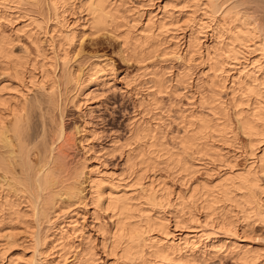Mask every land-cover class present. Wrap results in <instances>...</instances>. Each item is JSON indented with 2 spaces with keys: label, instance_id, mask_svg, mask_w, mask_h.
I'll return each mask as SVG.
<instances>
[{
  "label": "rangeland",
  "instance_id": "obj_1",
  "mask_svg": "<svg viewBox=\"0 0 264 264\" xmlns=\"http://www.w3.org/2000/svg\"><path fill=\"white\" fill-rule=\"evenodd\" d=\"M56 1L61 4H58V6L60 5L59 12H57L58 14L56 16V13H52L54 10H51L50 6H48V0H40L39 7L37 4L32 6L31 4L33 3L31 0H27L26 2L28 3L23 1L20 5H13L17 9L10 4H8L9 7L5 4L6 8L5 5H0V33L11 40L15 56L26 58L24 61H28L27 66H25L26 69H23L24 71L22 70L24 73L20 75H16L12 73V71L10 72L5 69L6 72L2 68V65H0V87L2 85H5V88L7 87L6 90L3 87L1 88L4 90L0 88V98L5 100V103H0V122L2 123L3 121V123L11 127L16 119L13 115L15 110L18 111V114H21L24 119V116L33 115L32 121L30 120L32 129L30 128L28 131V133H30L29 136L31 135V139L29 138V149L32 147L30 144L34 143V147L37 143L34 148H38V150L34 149L36 151H31V162H33L35 166H38L45 163L47 160L49 166L54 169V178L57 177L53 190L46 192L43 198L45 199L49 193L52 194L54 191L69 188L72 182L80 185V187L84 189V186H86V176L89 175L90 172L94 177L96 174L98 176L101 174V178L104 180V184H102L105 186L103 187V185H101V187H103L102 191L105 200H109L108 196L110 195L120 196L124 193H127L126 196L129 198H137L138 193L145 187L146 189L155 187L157 190H161L162 188L163 190L160 193L166 194L165 196L169 194L170 200V203H167V206H165L166 209L164 208V211L151 209L143 200L139 202L144 205L139 206L146 212H143L145 215L149 213V215L155 218L159 217V219H161L162 217V219H167V221L170 220L169 223L171 222L172 231L175 230L173 224L177 226V222L179 221L178 227L176 228V230L178 229L176 232L177 238L180 234H185L186 231H188L186 227H191L192 231H194V229L195 231L201 229L200 232L203 234L202 231H204L205 233L201 238L202 241H197L196 245L198 246V244H200L199 246H201V242L210 245L226 237V232L218 227L219 224L222 221V223L225 222L224 224H228V222L231 221L235 227L238 226V233L245 240L244 243L247 245L248 249L250 248L253 251L255 249L257 251L260 250L261 252L259 253L264 255V224L259 222L251 223V225H249V223L245 224V221L240 217L237 209L231 206L233 204L230 205V202L227 204L226 202L228 201L223 202V204L221 203L219 205V207L221 206V211H219V209L214 212L210 210V213L211 211L213 212L210 214V216L212 215L211 218L209 217L210 219L208 218L209 210L207 208V210H205V206L203 208V205H205L203 200L200 199L201 202L198 201V204L194 203L195 205H192V200H189L191 204L190 206L188 205L189 207L186 206L189 203L186 205H184L183 201V203H181V199H185V202H188L187 199H191L189 196L195 192L194 189L200 190L204 184L207 186H214L220 178L230 173L237 174L242 172L251 162V157H249V138L239 129L236 114L238 115V112L240 111L239 113H241L243 110L252 112L253 110L251 108L256 107V105H254L255 101L253 98L247 100V96L243 95L245 91L239 89L238 86L234 87L235 91H233V84H231L232 80H234L233 78L244 76L245 72H248L251 68L248 67L247 70H243V66H245L243 65V55H245V53H242L243 55L241 54V56L239 54L241 58L238 56L235 59L236 61H233V58L228 59L226 62V64H228L224 65L223 68H219V66L221 62L223 63L226 54L220 53L221 56H223H217V58H215L217 61L209 62L208 59H206L208 50L213 57H215L214 54L216 52L214 53V51H219V49L221 50L223 48V43H221L222 40L216 37H219V35H217V33L214 34L216 31L213 32L212 30L217 27L215 22L211 23L209 21L210 19H207V17H204V19L202 17L205 24H211L213 28H210V30L206 28L200 31V27L195 25L196 23L193 21L194 18H197V20L201 18V11L194 14L195 17L192 15L199 8L198 5L200 4V8H203L204 4L202 7V3H206L208 0H200V2L199 0H177L176 2L174 0H113V2H117L118 6L122 3V5H124L127 2L126 6L124 5L120 8L121 15L123 14V20H119L121 23H125V17L130 27H132V25L134 26V24L135 26L137 25L135 28L136 34L140 33V30H143V27L148 23V19L151 18L150 16L154 17L157 15L158 17H154L153 21L160 23L158 20L162 15V10H160L162 9L161 7L169 3L170 6L172 2L173 5H175L168 6V11L170 13L166 15V20L164 19L165 22H162H167L166 24H168L165 29L161 30V28H159L160 25H157L158 23L153 28L152 34L159 35L160 38L153 35L156 40V47L149 50L151 56L148 55L145 59L130 56L131 54L125 57L121 50V39H117L114 34L108 32L97 33L95 29L91 27L92 25L89 24V17L83 11L84 8L81 7V3H74L71 6V3L68 1ZM217 1L220 3V1L222 2L224 0ZM226 1L227 4H225V6L227 10L237 13L242 21L250 19L251 28L256 27V30H258L257 32L264 38V0H251V3L250 0ZM233 5L234 7L236 6V8H234ZM10 6L14 8V11L11 10ZM229 7L233 8L231 9ZM11 12H15V14H17V16L20 15L21 18L18 20L15 19L14 17L17 16H13ZM8 15L11 16L8 17ZM216 16L219 17V15ZM186 17H190V22ZM251 21L254 22L256 26L253 25L254 23ZM207 22L209 24H207ZM247 22H249V20ZM23 25H28V27L26 28ZM63 25L66 29L62 28ZM213 25H216V27ZM20 27L21 30L19 31ZM197 27L199 28L197 29ZM124 28L128 29L127 27ZM124 28L120 29V32L127 31ZM67 30H73V32H75L76 38H74L72 45L60 37L61 32L67 33L69 32ZM193 30L194 32L198 31L193 34L196 38L194 41L195 45L193 44L192 47L194 48L191 50L189 49V54H187L185 46L189 39V35L194 33ZM224 40L228 42L227 35L224 36ZM212 55L211 58H213ZM249 58L252 60L261 59L260 52H254ZM225 60L226 58L224 61ZM215 62L216 66H213L215 70H212L210 64H214ZM217 62L220 64L219 66H217ZM261 62L262 67L264 66V60L261 59ZM239 63L242 64L240 65ZM220 67H222V65ZM257 69L256 71L259 72H256L257 74L255 73L254 76H258L257 78H259V80L257 83L259 84V81L260 83L263 81L264 68H261L262 70L259 68ZM240 70H242L241 72L244 74H242ZM95 72H97L96 75L94 74ZM180 75H182L183 78L182 76L180 78ZM155 76H157V79L159 78L162 80L161 84L164 86H162V89L159 91L156 90L159 88H155L152 82L149 85V81H151L149 79ZM247 82L250 83L249 80H247ZM254 84L257 85L256 83ZM149 87H151V91ZM262 87H264V85ZM81 89L83 90L81 91ZM147 92H149L150 95ZM51 94L52 97H54L51 100L52 102L49 99L47 101V98H49ZM147 94L151 97L150 99H152L154 95L157 100L155 101V98H153L154 102L158 103L152 105V110L150 109L151 106L146 108L144 105L146 103H142V99L150 101ZM151 94L153 95L151 96ZM53 99H55L56 103ZM153 99L151 100L152 102L150 101L149 103H153ZM3 100L0 102H4ZM39 100L40 103L41 101L42 103L38 105ZM46 101L52 103V105H49ZM53 103L55 106H53ZM35 104L36 106L38 105L37 107H40L39 110L36 109L37 107L35 108ZM4 105L5 107H3ZM140 105L145 111H148L145 112ZM47 107L48 112L49 109L51 111L53 110L49 112V116L45 114L47 111L45 109ZM32 108H35L34 110L36 111L33 112V110H30ZM25 109L27 110L24 113L22 110ZM30 111H32L33 114L30 113ZM36 113H41V115H38H40L43 123H40V118ZM62 113L63 115H61ZM33 117L35 120H33ZM43 118L46 119V121L42 120ZM135 118L137 121L134 120ZM26 119L29 118L27 117ZM199 119L211 120L213 122V124L211 123L212 125L218 124L227 126L230 139L228 142L221 141V137L219 138V136H217L218 134H215L214 140L211 139V145H215L220 152L222 151V153H220L221 157L216 153L218 151L207 152L206 150H196L192 151V153L189 151L188 154H192L191 156L193 158L188 155V159H193V162L190 160L193 166L188 169V172L185 170L187 167L181 168L184 169L182 171L177 165V168L175 167V163L170 157L179 154L183 155L181 140L185 135L187 136L194 133L200 121ZM134 121L138 124L136 122L134 123ZM60 124H64L68 135L71 134L76 139H74L76 141H74L76 146L73 145L75 148H65L66 145L62 147V145H64L63 140L57 141L60 134ZM42 128L47 132L46 137L44 136L45 130ZM143 129L150 130L148 131L151 132V134L149 133V137H143V135L146 134L145 132L139 134V137H137L135 132H137V130L143 131ZM42 131L44 132L42 133ZM35 138H37V141H35ZM40 138L41 141L46 143V146L39 140ZM44 139L46 140L44 141ZM54 140H56V142H54ZM41 143L43 144L41 145ZM0 145L2 144L0 143ZM47 145L51 147L49 148ZM33 147L31 149H33ZM201 147L202 146H199L198 148ZM43 148L49 149L47 151L45 149L43 150ZM6 149L7 148L4 149V147L1 148L0 158L3 154L9 155V153H4L5 151L9 152L7 151L9 149ZM39 150H43L41 152L45 153V158L43 153ZM44 151H47L48 154ZM37 152H39L38 155ZM259 153L261 152L259 151ZM42 156L43 158H41ZM54 156H58L56 160ZM44 159L45 162H43ZM54 166L56 170L53 168ZM18 168L13 175L15 178L22 179L23 176L20 175L21 171H19L20 168ZM82 170L86 171H83L86 175ZM56 171H58V176ZM79 171L82 173L80 179L77 176L75 177V174L79 173ZM3 175L6 178H4ZM9 176L12 175L7 174L6 176L4 172L0 170V251L3 250V246L6 247L8 245L6 237L10 233L11 235L15 234V239L17 238L16 240H18L14 242V245H9L6 250H3L8 253L7 257H13L14 260L15 258L16 260L19 259L17 263L21 262V264H29L27 263L28 260H30L29 262L33 260L36 264H63V261L57 259V256H55L57 253L55 252H59V250L60 252H67L69 250V252L74 253L67 256L68 261L66 260L67 262H64V264H72L76 252H85L86 256L84 259L86 262L85 260H82L81 263L75 261V264H114L119 262L116 256H109L108 253L113 252L111 248L113 233L116 231L115 222L117 218L112 217L114 213L112 212V215L110 210L106 211L102 206L99 208V205L97 207L96 202H93L95 201L96 195L93 196L94 199L92 201L84 197L77 200L75 199L70 208H66V211L68 210L67 214L70 213V215H75V219L78 222L77 229L79 230L72 232V237H69L71 236L69 234L67 237L69 238L68 241L67 239L59 243L57 241V244H62L58 246L59 249L57 247L53 248L56 241H54L53 244L49 243L52 241V238L49 240L47 239L48 242L44 240V237L51 234L50 229L52 226L48 225L49 223L46 222L44 218L37 223V211L32 209L33 205L30 203V196L28 197L27 193L24 194L20 192V187H17L16 182L12 181L14 179H12V177V180L9 179ZM72 176L73 178H71ZM261 179V184L264 189V176L261 177ZM105 182L107 183L105 184ZM18 188L20 189L19 191ZM15 189L17 190L15 191ZM240 192H236L237 195L235 194L238 200L239 197L240 199L242 198V193ZM50 196L51 195H49V197ZM67 200L66 198L63 199V201L60 200L58 202L61 204H58L62 205L64 203L66 207L70 202ZM131 203L135 206L138 202L132 201ZM58 204L57 206L59 207ZM86 204L89 205L88 208L84 206ZM64 205H62V209H65ZM200 205H202V208H200ZM182 208L183 211H181ZM231 208L236 210L234 211L232 209L234 214L230 211ZM222 211L223 213L219 215L218 213ZM224 213L225 215L227 214V217L223 215ZM63 214L67 216L66 212L62 211V218L65 217ZM136 214L138 217L132 222H140L143 220L144 215L142 216L139 213ZM180 217L182 218L180 219ZM192 217L193 219L191 221ZM223 218L228 222L224 221ZM212 219L216 221L220 219L223 220H220V222L217 221L216 224ZM210 220L213 222H210ZM209 222L212 224L214 223L213 226L211 225L213 228L208 224ZM206 223L209 227L205 225ZM40 225L41 227H39ZM36 229L40 231V237L43 239L41 244L36 242ZM182 230L183 232H181ZM210 233L211 236L209 237L208 234L210 235ZM212 233H214L213 235L216 234V237L212 236ZM159 234L160 233L156 232L155 235L158 239H161L160 236L162 235ZM3 237H5V239ZM215 243L218 244V242ZM2 244H6V246ZM64 244L69 245L66 246L67 251H61V247ZM76 246H79V248ZM224 250H227V256L221 255L207 258V263L237 264L235 257L230 253L234 252L233 247ZM53 252L55 254H52ZM117 252L120 254L121 250H117ZM198 253L199 256L197 255L196 257L199 260L201 251H198ZM22 258L23 260H20ZM200 260L202 261V259ZM263 260H260L257 264H264ZM3 263L4 261H0V264Z\"/></svg>",
  "mask_w": 264,
  "mask_h": 264
},
{
  "label": "bare ground",
  "instance_id": "obj_2",
  "mask_svg": "<svg viewBox=\"0 0 264 264\" xmlns=\"http://www.w3.org/2000/svg\"><path fill=\"white\" fill-rule=\"evenodd\" d=\"M23 1L26 2L27 0H0V5H2V6H4L5 4L6 5L10 4L12 6L13 5H20V4H22ZM59 1L60 0H58V2ZM64 1H68L69 3H71V6L74 3H81V7L84 8L83 11L89 17V20H88L89 24L92 25L91 27H93V29H95V31L97 33L108 32V33L114 34L117 37V39L118 38H119V40L121 39V41H122V44H121L122 49L121 50H122L123 54L125 55V57L130 55V54H131L130 56H133V57L136 56L138 58L141 57V59H145L146 56H148V55L151 56V52H149V50L153 47H156L155 46L156 40H155L154 36L160 38L159 35L157 36V35L152 34L153 28L158 23V22L156 23L155 21H153V18L158 17L157 15H155V16L153 15L154 17L150 16L151 18L149 17L150 19H148V23L147 22H146L147 24L145 23L146 24V26H144L145 28L143 27V30H140L139 31L140 33L136 34L135 28L137 25L135 26V24H134V26L132 25V27H130L129 22L125 19V17H124L125 23H121L119 20V19L123 20L122 19L123 14L121 15V9L120 8H121V6L122 7L124 5L126 6L127 2L124 5H122L123 4L122 3L121 5L118 6L117 2H113V0H84V1H81V0H64ZM174 1L176 2L177 0H174ZM224 1H222V2L220 1V3H218L217 0L216 1L215 0H208L206 3H202V7L204 4L203 8H200L201 5L199 4L198 5L199 8L197 9V11L194 10L196 12H194V13L192 12L193 13L192 15L194 16V14L201 11V13H202L200 15L201 18L199 17L200 19L197 20V18H194L195 16L194 17L192 16V17L194 18L193 21H195V23H196L195 25H198L200 27V29H201L200 31H202L206 28H209V30H210V28H213L211 26V24L210 25L205 24V22H204L205 18L204 17H207V19H210L209 21L211 23L215 22L217 24V27H216V25H213L216 28H213L212 30H213V32L216 31V32H214V34L217 33V35H219V37L218 36H216V37H217V39L222 40L221 43H223V48L221 50L219 49V51H221V52H219L218 50L214 51V53L216 52L214 54L215 57H213L211 52L208 50L206 53V55H207L206 59H208L209 62L217 61L215 59V58H217V56L220 57L221 54H224V55L226 54L225 55L226 60L224 61V59H225L224 58L223 63L221 62L222 67H220L221 65L217 62L218 63L217 66L220 65L219 68H223L224 65L228 64V63L226 64L228 59L233 58L234 59L233 61H236L235 59L239 56V54L241 56L242 53L243 54L245 53V55L242 54L243 58H244L243 59L244 60L243 65H245V66H243V70H247L248 67H250L251 69L248 70V72L244 71L245 74L241 72L242 70H240V72L242 74H244V76H239L241 74L240 73L238 75L239 77H236V76H235L236 78L232 77L234 80H232L231 84H233L232 85L233 91H235L234 87L238 86L239 89H241L242 91H245L244 93L243 92L242 93H243V95L247 96V98H248L247 100H251V98H253L255 101L254 105H256V107L251 108L253 110L252 112H250L249 110H247V111L243 110L241 113H239L240 112L239 111L238 115L236 114L237 121L239 124V129L241 130V132L244 135H246L249 138V145H250V156L249 157H251V162L249 163L248 167L246 169H244L242 172H239L237 174H231L230 173L229 175L220 178V180L217 181L218 183L216 182L217 184L215 183L214 186L209 185L210 186L209 187L206 184H204V185L202 184L203 186L200 188V190L197 189L198 190L197 191L196 189H194L195 192H193V193L191 192L193 195L190 194L191 196H189V197H191V199L190 198L187 199L188 202L187 201L185 202L184 201L185 199H183V200L181 199V203L184 202V205L189 203L186 206H188V205L190 206L191 200H192L191 202H193L192 205L194 203L198 204V201L201 202V200H203V203L205 202L204 203L205 205H203V208L205 206V210H207V209L209 210L208 211L209 212L208 218L209 217L211 218L212 215L210 216V214H212L214 211H218V209H219V211H221V209H220L221 206L219 207V205L221 203L223 204V202L228 201V202H226V204L229 202H230V205L233 204L231 206H234L235 209H237V212L240 214V217L243 218V221H245V224L249 223V225H251V223L253 224V223H258V222L264 224V189H263L262 184H261V182H262L261 177L264 176V90H263L264 87H262L264 85V77L262 79L263 81L261 83L259 81V84H258L257 81L259 80V78H257L258 76L257 77L254 76L256 72H259V71H256L257 68H259V69L264 68V66L261 67V63L263 62V61L261 62V59L264 60V38H262V36L259 34V32H257L258 30H256V27L251 28L252 25L250 23V19H248L249 22H247L248 21L247 19H245L247 21H244V20L242 21L238 17L237 13H233L232 11L227 10V8L225 6V4H227L226 3L227 1L226 0H224ZM31 2L33 3V4H31L32 6L33 5L35 6L36 4H37V6L40 5L39 4L40 0H31ZM48 2H49L48 6H50L51 10L53 9L55 11V12L52 11V13H56L55 14V16H56L58 14L57 12H59L58 11L59 6L61 5L60 2L57 3L56 0H48ZM199 2H200V0H199ZM26 3H28V2H26ZM67 3H66V5H67ZM250 3H251V0H250ZM58 4H60V5L58 6ZM169 4L164 5L163 7H161L162 9H160V10H162V12H161L162 15H161V17H159L158 21L160 23H158L157 25L158 26L160 25L159 28H161V30L165 29L166 25H168V24H166L167 22L166 23H162V22H165L164 19L166 18V15L168 13H170L168 11ZM6 5H5V8H6ZM170 6H175V5H173V2H172ZM7 7H9V5ZM13 7L10 6L12 11H14V8H16V7H14V8ZM233 7H234V5H233ZM233 7H229V8L232 9ZM234 8H236V6ZM126 10H128V9H126ZM128 11H130V10H128ZM234 11H235V9H234ZM11 13H13V16L14 15L17 16V14H15V12H11ZM238 13H240V12H238ZM216 15H219V17ZM9 16H11V15H8V17ZM13 16H12V19H13ZM19 16L14 17V18L18 20L19 18H21V16L20 17ZM141 17H139V18H141ZM187 19L190 22V17ZM207 19H206V21H207ZM31 20H33V19H31ZM12 21H14V20H12ZM208 22H207V24H209ZM66 23H67V21H66ZM252 23H254V22H252ZM37 24H38V22H37ZM193 24H194V22H193ZM253 25H255V23ZM24 27L27 28L28 25H25ZM124 27H127L128 29H126ZM199 27H197V29ZM62 28L66 29V27L64 25L62 26ZM122 28L126 29L127 31L121 30L122 32H120V29H122ZM20 30H21V27H20L19 31ZM167 30H168V28H167ZM67 31H69V32L66 33V32L62 31L60 37L62 39H64V41L66 40L67 43H70L72 45L74 38H76V35L74 34L75 32H73V30L72 31L67 30ZM193 32H194V30H193ZM196 32H198V31H195L194 33L191 32L192 34L189 35V39H188L187 44L185 46L187 54H189V49L191 50L192 48H194L192 46H193V44L195 45L194 41L196 38L194 37L193 34H195ZM161 33H162V31H161ZM73 34L75 35V37ZM226 35L228 38V42H225V40H224V36H226ZM254 52H260L261 59L260 58L258 60L257 59H255V60L250 59L249 57L252 54H254ZM211 55L213 58H211ZM24 60H26V58H21V57L15 56L13 49H12L11 40L8 37H5L0 33V65H2V68L4 70L6 69L7 71H10V72L12 71V73H14L16 75H20V74L24 73L23 69H26L25 66H27L28 61H24ZM238 61H239V59H238ZM239 64L241 65L242 63H239ZM214 65L216 66V62L214 64H210V68L212 70H215V69H213ZM34 67H35V64H34ZM96 73L97 72H95L94 74L96 75ZM181 76L182 75H180V78H181ZM182 78H183V76H182ZM158 79H157V76L153 77L152 79H149V80H151V81H149L150 82L149 85L152 82V85L155 88H159V89H156L159 91L162 89L163 84H161L162 80L159 79L160 80L159 81ZM247 80H249L250 83H248ZM260 80H261V78H260ZM178 82H180V81H178ZM254 83H256L257 85H255ZM153 86H151V87H153ZM1 87L5 88V85L4 86L2 85ZM151 87H149L150 91H151ZM3 88H1V90ZM6 88H5V90H6ZM82 90L83 89H81V91ZM147 93L150 95L149 92H147ZM158 93H160V92H158ZM152 95L153 94H151V96ZM52 98H54V97H52V94H51L49 96V98H47V101H48V99L51 101ZM150 98L151 97L149 96L148 99H150ZM153 98H155L154 95H153L152 99ZM1 99L2 98H0V101L3 100V99L2 100ZM152 99H150V101ZM211 99H213V98H211ZM53 100L55 102V99H53ZM3 101L4 102H0V103H5V100H3ZM142 101H143L142 103H146V104H144L146 106V108L147 107L149 108V106H151V108H150L151 110H152V105H156V103H157V102H154V99H153L154 104L149 103L150 101H145L143 99H142ZM155 101H157L156 98H155ZM46 102H44L46 105H48V104L52 105V103L47 102L48 103L47 104ZM41 103H42V101H41ZM41 103L39 100L38 105ZM140 104H141V102H140ZM37 106L35 104V108ZM40 106L43 107L42 105H40ZM53 106H55L54 103H53ZM3 107H5V105ZM27 109L22 110V111L25 113V111ZM34 109L32 108L30 110H33V112H34V111H36ZM36 109L39 110L40 107H37ZM47 109H48V107L45 110H47ZM40 111H42V110H40ZM50 111L51 110L49 109V112ZM144 111H145V109H144ZM146 111H148V110H146ZM33 112L30 111V113H32V114H33ZM47 112H48V110L45 112V114H47L49 116V112L48 113ZM18 113H19L18 111H16V110L14 111L13 115L16 117V119H15L14 124L12 123L13 125L11 127H9L10 125L7 126L5 123H3V121H2V123L0 122L1 123L0 124V143L2 144V145H0V147L2 146V147H4V149L5 148L9 149V150L6 149L9 152H6V151L4 152V153H9V155L3 154V156L4 155L5 156L4 157L2 156L0 158V170H2L6 176H7V174L8 175L11 174L12 176H9L10 177L9 179H11V177H12V179H14V180H12V179L11 180L15 181L17 184V187L19 186L21 189L20 190L18 188V191L20 190V192H23L24 194L27 193L28 197L30 196L29 197L31 199L30 203H32V205H33L32 209L37 211V213L35 212L37 214L36 215L37 216V223H38V221L40 222L42 220V218H44V220H46V222L49 223L48 225L52 226L50 229L51 234H48L47 236L45 235L46 237H44V240H47V239L49 240L52 238L51 239L52 241L49 243H53L54 241H56V244H57V241L59 243L62 240L64 241V239H67V241H68V239H69V238H67L68 235L70 234L71 236H69V237H72L71 233L75 232L76 230H79V229H77L78 228V226H77L78 222L75 219V215L74 214L70 215V213L67 214L68 210L66 211V208L69 209L70 206L72 205L73 200H75V199L77 200L79 198L81 199L84 197V198H88L89 200L91 199L90 201H92L94 199L93 196L96 195V197L94 199L95 201H93V202H96L97 207L99 205V208H100V206H102V207H104V209L106 211L110 210L111 213L112 212L114 213V215L112 213V215H113L112 217L117 218V220L115 222L116 231L113 233V240H112L113 242H112V248H111L113 252H108L109 256L112 255L114 257L115 256L117 257V261H119V262L114 263V264H173V263H176V264H208L207 258H212V257H216V256L218 257L221 255L227 256L228 255L227 250H224V249H228L229 247L230 248L233 247L234 252H230V253L235 257L237 264H257L260 262V260L264 259V255H261L262 253L261 254L259 253V252H261L260 250L257 251L255 249L253 251L250 248L248 249L247 245L244 243L245 240L238 233V229H237L238 226L235 227L234 224L231 223V221L228 222L224 218H223L224 221H227L228 224H224L225 222L222 223L223 219L222 220L220 219L222 221L221 222L222 224L220 223L218 227L220 229H223L226 232L225 233L226 237H224L223 239H219V240L215 241V242H218V244L213 242V244L209 245V244H206L205 242H201L202 245L199 246L200 244H198V246H197L196 245L197 241H200V240L202 241L201 238L203 237V234L205 232L202 231L203 232V234H202L200 232L201 229L199 231L196 230L197 232L195 231V229H194V231H192L191 227H186V230L188 229V231H186L185 234H180L179 237L177 238L176 232L178 231V229L176 230V228L178 227L179 221L178 222L175 221V222H177V226H175L173 224V227L175 230L172 231L171 230L172 225H170L171 222L169 223L170 220L167 221V219L163 218L164 220H166V221H164L162 219V217H161V219H159V217L155 218V217L149 215V213H148V215H145L144 213H146V212H144V210H142V208L139 206V205H144V204L139 202L140 200H143V202L146 203L148 206H150L151 209H153V210L157 209L159 211L160 210L164 211V208L166 209L165 206H167V203L168 204L170 203V200H169V194H168V196H165L166 194L164 195V194L160 193L163 190L162 188H161V190H157L155 187H151L149 189H146V187H145L144 189H142L138 193L137 198H132V197L129 198L126 196L127 193H124V194L122 193L123 195H120V196L119 195H116V196L110 195V196H108L109 200L108 199L105 200L104 199L105 198L104 193L102 191V188L105 186L103 185L104 180L101 178V174L98 173L100 176H98L96 174V176L94 177L91 175V172H90V174L86 176V180H85L86 186H84L85 188L83 187L84 189H82V187H80V185L74 184L73 182H72L73 183V186H72V183L70 182L71 186H69V188H63L61 190L59 188L60 191H54L52 194L49 193V195H51V196L49 197V195L47 194L48 196L47 197L45 196L47 199L46 198L44 199L43 198L44 194L46 192L53 190L54 184L56 183L55 179L57 177L55 176L56 178H54V171H53L54 169H52L49 166V162L47 160L45 162V159H44L43 162H45V163L38 165V166L37 165L35 166L34 163L31 162V159H32L31 158V154H32L31 151L34 149L38 150V148H34V147H36L35 145L37 143L34 145V147H33L34 143L30 144V145H32L33 149H31L32 147L30 148L31 150L29 149V143H30V139H31L30 136L31 135L29 136L30 133H28V131L32 127L31 126V121H32L31 119H32L33 115L32 116H30V115L24 116L25 119L27 117L29 118V119L25 120L24 118H22L21 114H18ZM42 113H44V112H42ZM38 114L41 115V113H38ZM27 115H28V113H27ZM40 115H38L40 118V123H43L41 121ZM44 115H43V117H44ZM61 115H63V113ZM45 117L47 118L46 115H45ZM44 118L42 120L46 121V119H44ZM136 118L134 120H136ZM33 120H35V118ZM199 120L200 121L197 124L194 133L191 135H187V136L185 135V137H183L181 140L183 155L179 154V155L170 157L172 159V161L175 163V167L177 165V167H180V170H182V171L184 169H181V168L187 167V169L185 168V170H187V172H188L189 171L188 169L193 166V163H192L193 157L191 156L192 154L191 155L188 154L189 151H191V153H192V151H196V150H199V151L200 150H203V151L206 150L207 152L218 151L216 153H218V156H219L220 153H222V151L220 152V150L218 148H216L215 145H211V141H212L211 139H213L216 136L215 134H218L217 136H219V138L221 137V141L228 142V140L230 139L228 136L230 133L228 131L227 126H221L218 124L212 125L213 122L211 120L209 121L208 119H199ZM136 121H134V123ZM32 125H33V123H32ZM34 125H35V123H34ZM44 128H42V129L45 130ZM145 129H143V131L137 130V132H135L137 134V137H139V134H143L144 132L146 134L143 135V137L144 138L149 137V133L151 134V132H148V131H150L149 129L148 130H145ZM59 131H60L59 132L60 134L58 136L57 141L63 140L64 145H62V147H64L66 145L65 148L66 147H70L72 149H73V147L75 148L76 144H74V141L76 139L74 138L73 135L70 134V132H69L70 135H68V132H67L64 124H60ZM43 132L44 131H42V133ZM46 133L47 132L45 130V135H44L45 137H46ZM39 134H41V133H39ZM72 134H73V132H72ZM40 137H41V135H40ZM143 137H141V138H143ZM36 139L37 138H35V141H37ZM39 140L41 141V138ZM45 140L46 139H44V141ZM41 142H43V141H41ZM54 142H56V140H54ZM43 143H44V145L46 144L45 142H43ZM43 143H41V145ZM52 145H53V143H52ZM73 145H75V146H73ZM47 146L49 147V145H47ZM199 146H202V147L198 148ZM42 147H44V146H42ZM1 148H0V150H1ZM39 149H40V147H39ZM44 149L45 148H43V150ZM48 149H45V150L48 151ZM43 150H41V151H43ZM1 151H0V154H1ZM34 151H36V150H34ZM47 151H44V152L47 153ZM259 151L261 153H259ZM215 152H214V154H215ZM38 153L39 152H37V155H38ZM41 153H43V152H41ZM44 154L45 153H43V156H44ZM188 155L191 156L192 158L190 157L191 159H188ZM43 156L41 158H43ZM49 156H50V153H49ZM49 156H47V157H49ZM45 157H46V155L44 156V158ZM56 157H58V156H56ZM56 157L54 158L55 160L57 159ZM220 157H221V155H220ZM14 159H16V160H14ZM40 160H39V163H40ZM190 160L192 162H190ZM196 160H198V159H196ZM51 164H52V161H51ZM16 165H18L20 169ZM58 166H57V169H58ZM17 168L19 169V171H21L20 172L21 174L20 173L19 174L21 176H23L22 179L15 178V176L13 175V174H15V170ZM53 168H55V166ZM85 169H86V167H85ZM55 170H56V168H55ZM83 171L86 172L85 170H82V172ZM56 172H57V176H58V171H56ZM73 173H75V172H73ZM81 174H82L81 171H79V173L75 174V177L77 176L80 179ZM84 174L86 175V173H84ZM55 175H56V173H55ZM13 176H14V178H13ZM3 177L6 178L4 175H3ZM4 178H2V179H4ZM71 178H73V176ZM5 180H7V179H5ZM76 182H78V181H76ZM106 183L107 182H105V184ZM16 184H15V186H16ZM60 185H62V184H60ZM101 185H103V187H101ZM16 190L17 189H15V191ZM240 191H243V192H240ZM236 192L242 193L241 199H240V197H239V200L236 198V195H237ZM166 197H168V198H166ZM65 198L68 199L70 202L67 200L69 202V204H67L66 207L63 203L62 205H64L65 209H62V205H59L58 203H60V202H58V201H60V200L63 201V199H65ZM131 200L136 201L138 203L134 206V205H132ZM57 204L59 205V207L57 206ZM200 204H202V203H200ZM84 206H86L88 208L89 205L86 204ZM200 208H202V205H200ZM232 209L234 210V208L230 209L231 212H233ZM210 210H213V212L211 211V213H210ZM62 211L66 212V214H67V216L63 214L65 216L64 218H62V215H61ZM181 211H183V208ZM234 211H236V210H234ZM136 213H139L142 216L144 215L143 220H141L140 222H132L135 218L138 217V216H136L137 215ZM222 213H223V211L221 213H218V214L220 215ZM216 214H214V215H216ZM233 214H234V212H233ZM190 215H191V213H190ZM223 215H225V213ZM238 215H237V217H238ZM142 216H140V217H142ZM175 217L178 218L177 216H175ZM193 217H195V216H193ZM193 217L191 218V221H192ZM181 218L182 217H180V219ZM215 219H217V218H215ZM215 219L214 220L212 219L213 221H215V223L217 221L220 222V220L216 221ZM44 220H43V222H44ZM212 220H210V222ZM182 221H184V220H182ZM210 222L208 224H210V226L211 225L213 226L214 223L212 224ZM205 225H207V223ZM220 225H223V226H220ZM39 227H41V225ZM48 227H50V226H48ZM207 227H209V226L207 225ZM216 227H217V225H216ZM36 231H37V229H36ZM37 232H36V236H35L36 242L41 244L43 239H41L42 237H40V234H39L40 231H37ZM44 232H46V231H44ZM156 232L160 233L162 235V236H160L161 239H158V237L155 235ZM181 232H183V230ZM74 234H76V233H74ZM213 234L214 233H212V236L216 235V234L215 235H213ZM14 235H11V233L9 235H7V237H6V239H7L6 241L8 244L7 246H9V245L12 246L15 244L14 243L15 241H18V240H16L17 238L15 239L16 235L15 236ZM34 235H35V233H34ZM206 235H204V236H206ZM208 236L210 237L211 233H210V235L208 234ZM3 238L5 239V237H3ZM206 239H208V238H206ZM211 239H213V238H211ZM48 240H47V242H48ZM6 241H5V243H6ZM72 243H74V242H72ZM198 243H200V242H198ZM67 244H64L61 247V251L62 250L67 251L66 246H69L70 243H69V245H67ZM2 245L6 246V244H2ZM49 245L52 246L51 244H49ZM55 245L53 246V248H56V247L58 248V246H60L62 244H57L56 246ZM7 246L6 247L3 246V250H6V248H8ZM79 246H76V247L79 248ZM202 246H203V248H202ZM225 247H227V248H225ZM53 248H52V250H53ZM3 250L0 251V261L1 262L4 261L3 264H21V262L17 263V261L19 259L16 260V258H15V260H14L13 257H9V256H8L9 257L8 258L7 257L8 253L6 251L4 252ZM117 250H121L120 254L117 252ZM230 250H232V249H230ZM7 251H8V249H7ZM198 251L199 252L201 251L200 258H199V260L202 259V261L200 260L201 263L198 260V258L196 257L199 254ZM55 253H57L55 255V256H57V259L63 261L62 263L64 264V262L68 261L67 256H69V254H71V253L73 254L74 252H69V250L67 252H60V250H59V252H55ZM55 253L53 252L52 254H55ZM39 255H40V253H39ZM85 256H86L85 252H76L74 254V258H73L72 262L74 263L75 261H77V262L81 263L82 260L83 261L85 260L84 259ZM51 257H53V256H51ZM231 258H232V256H231ZM20 260H23V258ZM115 260H116V258H115ZM29 261L30 260H28L27 263L36 264V262H34L33 260L31 262H29ZM85 262H86V260H85ZM69 264H71V263H69ZM76 264H78V263H76ZM260 264H262V263H260Z\"/></svg>",
  "mask_w": 264,
  "mask_h": 264
}]
</instances>
